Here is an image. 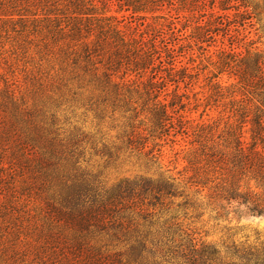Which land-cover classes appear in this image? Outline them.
I'll return each instance as SVG.
<instances>
[{"label": "rangeland", "instance_id": "1", "mask_svg": "<svg viewBox=\"0 0 264 264\" xmlns=\"http://www.w3.org/2000/svg\"><path fill=\"white\" fill-rule=\"evenodd\" d=\"M95 3L94 11L84 10L91 19L109 17L137 38H156L163 59L164 45L173 49L179 74L161 71L167 85L160 98L169 103L175 93L184 95L185 124L179 126L175 116L174 128L164 133L154 125L144 94L152 69L141 79L129 77L140 88L128 112L113 106L112 94L98 83L109 48L100 42L85 66L83 57L76 59L80 44L60 29L74 11L70 0H0V264H90L89 256L98 251L118 253L126 264L178 263L156 246L132 254L126 242L98 232L80 234L59 220L54 207H62V181L75 175L106 188L126 179L171 176L185 196L173 199L169 210H158L161 221L177 214L183 228L217 246L221 256L233 242L260 245L264 216H249L244 206L235 214L237 204L225 201L227 214L220 216L221 201L210 196L234 177L243 191L264 197L253 172H237L226 161L234 158L228 132L241 121L245 146L257 141L264 149V119L259 128L256 100L241 95L230 69L221 72V62L229 60L223 50L238 61L248 52L264 57V0H159L138 12L117 0ZM135 112L139 116L128 119ZM47 158L62 159L48 167ZM210 158L225 160L208 164ZM191 180L207 181V187ZM187 194L199 209L178 208Z\"/></svg>", "mask_w": 264, "mask_h": 264}, {"label": "trees", "instance_id": "2", "mask_svg": "<svg viewBox=\"0 0 264 264\" xmlns=\"http://www.w3.org/2000/svg\"><path fill=\"white\" fill-rule=\"evenodd\" d=\"M70 1L74 11L67 16L64 26L59 24L60 29L66 31L72 41L80 44L79 50H76L78 53L76 59L83 57L85 66L91 64L95 53L100 50V42L109 48L105 70L99 77L98 83L104 92L112 94L113 106L127 108L125 111L128 112L131 96L140 88V85L134 88L130 82L135 81L129 77L135 74L141 79L149 69H152L149 83L144 87V94L147 103H151L152 106L151 118L154 125L164 133L174 128L173 119L177 116L179 126L183 127L187 105L183 102L184 95L175 93V98L169 103L166 102V98H160L162 89L167 85L161 71H167L174 77L179 74L175 72L173 49L165 44L164 51L167 57L163 59V51L157 46L156 38L150 39L149 42L144 41L143 37L137 38L131 33L118 29L109 17L91 19L89 13L84 10H90L91 7L94 11L97 8L96 0ZM117 1L138 12L159 0ZM94 34L95 40L90 41ZM222 54H226L229 60L224 59L221 62L223 66L221 72L225 68L230 69L238 79L241 95L248 97V94L251 96L249 101L256 100L254 121L261 128L264 119V57L259 54L251 55L248 52L238 61L237 55L233 53L223 50ZM116 78L121 82H117ZM248 115L245 112L241 113L243 117ZM138 116L139 112H135L128 119L134 121ZM243 123L241 121L232 126L228 132L230 140L228 143L233 146L234 158H228L226 161L237 172H253L258 184L264 187V149H259L257 141H254L250 147L245 146L242 140ZM129 126L136 127L133 122H130ZM134 138H136L134 134L129 136L130 145H133ZM51 155L55 156V150ZM52 159L62 158H47L48 167L52 165L57 167L58 162ZM222 159L225 160V158H210L207 163H216ZM175 181L176 179L171 176L159 179L142 177L136 180L126 179L114 187L106 188L94 180L75 175L70 181H62L63 187L60 193L62 207H54V209L57 218L63 220L76 232L106 234L113 240L129 244L132 254H140L150 246H156L162 254L177 260V264H264V242L254 246L238 245L233 242L226 248L228 254L221 256V250L217 246L202 241L194 232L183 228L177 214L161 221V211L169 210L174 204L173 199L185 196V191L180 190ZM190 183L195 186L200 185L204 189L208 182L191 180ZM214 192L216 194L213 193L210 197H217L221 201L217 212L220 216L227 214L226 206L222 203L224 201L229 207L232 203L237 204L236 209L233 210L235 214H239V208L244 206L247 215L264 216V197L243 191L241 186L236 184L234 177L230 183L223 181V184L216 186ZM177 206L200 208V205L189 198L188 194L185 201L178 203ZM119 255L98 251L89 256L88 261L90 264H126L118 257Z\"/></svg>", "mask_w": 264, "mask_h": 264}]
</instances>
